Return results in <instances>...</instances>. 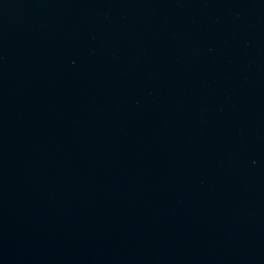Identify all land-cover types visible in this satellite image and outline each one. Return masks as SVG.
Masks as SVG:
<instances>
[{"label": "water", "instance_id": "1", "mask_svg": "<svg viewBox=\"0 0 264 264\" xmlns=\"http://www.w3.org/2000/svg\"><path fill=\"white\" fill-rule=\"evenodd\" d=\"M0 264H264V0H0Z\"/></svg>", "mask_w": 264, "mask_h": 264}]
</instances>
